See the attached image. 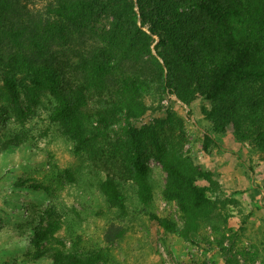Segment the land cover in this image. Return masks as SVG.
Returning <instances> with one entry per match:
<instances>
[{"label":"trees","instance_id":"trees-1","mask_svg":"<svg viewBox=\"0 0 264 264\" xmlns=\"http://www.w3.org/2000/svg\"><path fill=\"white\" fill-rule=\"evenodd\" d=\"M100 15L111 17L109 28L85 54L76 55L78 63L52 56V48L66 42L70 32L85 30ZM116 76V86L107 89ZM0 88V104L5 100L21 124L28 117L21 89L55 97L48 121L72 142L75 155L89 152L122 119L127 141L121 168L135 188L139 212L193 242L217 217L212 199L217 183L180 143L163 139L162 122L140 128L131 122L157 110L163 96L186 106L199 99L209 124L204 150L211 134L228 133L264 161V0H0ZM6 110L0 109V126L7 123ZM167 120L176 119L169 114ZM19 143L17 137L8 139L0 152ZM149 148L166 175L162 198L177 205L182 226L151 211ZM260 189L264 195V186ZM101 191L110 207L127 215L115 178L107 175ZM53 216L51 209L44 210L31 230L36 258L59 229ZM122 235L116 231L115 238ZM51 258L52 264H98L100 254L55 251Z\"/></svg>","mask_w":264,"mask_h":264},{"label":"rangeland","instance_id":"rangeland-1","mask_svg":"<svg viewBox=\"0 0 264 264\" xmlns=\"http://www.w3.org/2000/svg\"><path fill=\"white\" fill-rule=\"evenodd\" d=\"M110 23L108 15L89 20L85 30H73L66 42L53 47L52 56L78 63L76 55L85 54ZM74 74L72 71V77ZM117 78L107 89L116 86ZM19 99L28 116L26 124L16 120L5 100L0 104L8 113L7 123L0 126V148L8 139L20 140L0 152V264H52L55 251L99 252L98 264H264V195L260 189L264 161L247 143L228 133L211 134L212 143L204 150L209 124L201 114L206 105L202 100L186 106L174 96H163L157 110L131 122L137 128L162 122L163 139L180 143L217 183L212 198L217 217L193 242H186L139 212L135 188L125 180L121 168L127 141V124L122 119L89 152L75 155L72 142L48 121L56 98L48 91L25 88ZM169 114L176 119L170 124ZM152 153L151 148L146 153L154 188L151 211L182 226L177 205L162 198L166 175ZM107 175L120 185L126 216L110 207L101 191ZM199 185L207 184L200 181ZM46 209L52 210L59 229L36 258L29 238ZM116 231L123 235L115 238Z\"/></svg>","mask_w":264,"mask_h":264}]
</instances>
